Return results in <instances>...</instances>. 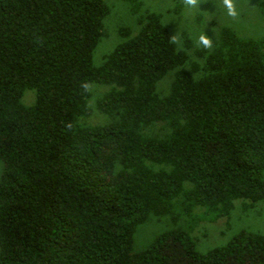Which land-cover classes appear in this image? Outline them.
Here are the masks:
<instances>
[{"label":"trees","instance_id":"obj_1","mask_svg":"<svg viewBox=\"0 0 264 264\" xmlns=\"http://www.w3.org/2000/svg\"><path fill=\"white\" fill-rule=\"evenodd\" d=\"M124 1L136 29L94 65L104 0H0V264H264L248 231L202 252L176 226L134 251L151 215L213 222L264 203V37L221 26L185 71L162 16ZM92 84L108 87L102 125L86 122Z\"/></svg>","mask_w":264,"mask_h":264},{"label":"rangeland","instance_id":"obj_2","mask_svg":"<svg viewBox=\"0 0 264 264\" xmlns=\"http://www.w3.org/2000/svg\"><path fill=\"white\" fill-rule=\"evenodd\" d=\"M110 8L104 20L102 37L93 53V64H101L104 55L109 53L115 45L121 42L118 33L122 27L136 29L135 17L129 13L128 4L124 0H104ZM264 0H231L234 14H229L224 0H197L195 5H189L186 0H142L143 9L154 11L162 16L163 24L169 29L172 39L179 50L188 54L187 64L180 69L191 71L192 66L200 61L193 51L199 48H210L216 41L221 26L233 28L239 35L250 38L264 37V15L258 9V3ZM181 9L175 12L176 3ZM204 34L211 45L205 47L199 43L198 37ZM189 41L190 45L187 44ZM173 72L166 75L157 84V93L164 96L169 90ZM90 98L88 105L92 113L86 119L91 125L108 123L110 118L100 112L97 101L105 94L108 87L92 84L89 87ZM35 92L26 90L21 98L24 106L33 104ZM2 163L0 161V175ZM189 185H186L188 188ZM203 209L196 207L192 211L194 218L187 220L182 217L173 224L167 217L151 215L139 225L133 235V249L140 251L153 239L155 235L167 229L179 226L186 230L199 251H207L213 247L224 245L231 236L248 231L264 236V203L248 200H236L230 213L216 221L209 222L198 217Z\"/></svg>","mask_w":264,"mask_h":264},{"label":"clouds","instance_id":"obj_3","mask_svg":"<svg viewBox=\"0 0 264 264\" xmlns=\"http://www.w3.org/2000/svg\"><path fill=\"white\" fill-rule=\"evenodd\" d=\"M186 2L189 5H195L197 0H186ZM224 5L227 8L229 14H234V10H233V6H232V3H231V0H224ZM198 41H199L200 44H202L205 47H209L211 45L210 39L204 34H201L198 37ZM173 42H175V39L173 40Z\"/></svg>","mask_w":264,"mask_h":264}]
</instances>
